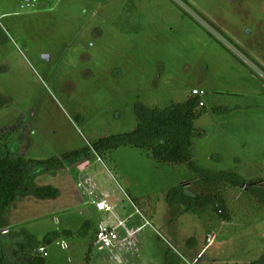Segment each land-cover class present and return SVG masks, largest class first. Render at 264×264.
<instances>
[{"label":"rangeland","instance_id":"rangeland-1","mask_svg":"<svg viewBox=\"0 0 264 264\" xmlns=\"http://www.w3.org/2000/svg\"><path fill=\"white\" fill-rule=\"evenodd\" d=\"M193 89L205 94L192 162L262 180L264 189V0H0L1 144L26 160L86 146L93 153L77 164L81 172L64 160L33 166L29 185L57 194L16 195L3 215L0 255L14 260L12 247L29 243L32 255L44 247L45 264H118L117 256L162 264L167 249L185 264L260 259L264 207L250 191L225 190L233 221L207 220L175 193L182 186L183 196L199 195L186 163L158 162L130 145L102 154L92 147L133 130L139 103L163 108ZM97 182L112 213L89 202L83 187L94 185L98 197ZM115 214L126 229L140 227L134 246H117L122 228L117 240L96 242L97 223Z\"/></svg>","mask_w":264,"mask_h":264},{"label":"trees","instance_id":"trees-1","mask_svg":"<svg viewBox=\"0 0 264 264\" xmlns=\"http://www.w3.org/2000/svg\"><path fill=\"white\" fill-rule=\"evenodd\" d=\"M200 101L201 99L198 96L191 95L183 102L170 103L163 108H147L139 103L135 108L137 123L133 130L119 135L99 138L92 143V147L97 154H102L120 145H130L146 149L158 162L186 163L200 178L197 184L199 195L192 198L195 202L190 201L192 199L189 196H183L182 186L174 189L178 191H175V193L187 206L193 209V212L208 216L207 220L212 214L217 221L228 222L233 219L231 212L233 215H236V213H234L235 208L232 205L230 206L226 200V191L229 188H244L245 191H250L251 195L264 207V189L259 186L262 180L247 181L234 172L202 169L192 162L190 147L192 135L195 133L193 121L202 112V109L198 110V107H203L199 105ZM92 154L91 149L86 146L65 152L60 159L26 160L21 157H12L0 142V231L5 228L2 225L5 208L14 201L17 194H32L40 199L56 196L57 190L51 186L31 187L29 185L32 174L34 175L32 170L34 165L46 167L51 162L58 161L59 163L64 160L77 166L82 161L90 159ZM185 210L188 211L187 208ZM237 214L240 215L241 213ZM209 224L210 222H207L206 225ZM212 234V230L209 231V235ZM55 236V233L48 234L41 241L43 244L49 243ZM28 246L29 243H22L20 246L12 247V256H23L20 259L25 258V260L14 263L7 258L5 253H2L0 264H45V260L41 256L42 253L39 252V249L44 247L39 246V254L32 255L27 251ZM31 249H33V246ZM162 264L185 263L182 262L175 251L167 249ZM250 264H264V255Z\"/></svg>","mask_w":264,"mask_h":264},{"label":"built area","instance_id":"built-area-1","mask_svg":"<svg viewBox=\"0 0 264 264\" xmlns=\"http://www.w3.org/2000/svg\"><path fill=\"white\" fill-rule=\"evenodd\" d=\"M204 94H205V92L203 90H199V89H193L191 91V95L198 96L199 98L204 96ZM199 105L203 106V102L200 101ZM85 193H88L90 195V201L89 202H90V204L94 205L98 211H104V212L112 213L113 206L108 204V201H107L108 197L106 194H100V196L96 197L95 195H92V193H93L92 190L85 191ZM101 196H103V197H101ZM145 223H148V221H145ZM117 228H122L124 230V233H125L124 238H122V240L120 242H122V244H125V242L127 241L128 245L133 244L131 239L134 237L135 231L138 230L139 227L136 230H128L125 228L124 223L121 220H119L117 222V224H111V223L98 224L96 232H95L96 242H103V243L109 244L110 242L117 240L118 239L117 234H116ZM39 252L44 253L45 249L40 248ZM187 264H191V263H187Z\"/></svg>","mask_w":264,"mask_h":264},{"label":"crops","instance_id":"crops-1","mask_svg":"<svg viewBox=\"0 0 264 264\" xmlns=\"http://www.w3.org/2000/svg\"><path fill=\"white\" fill-rule=\"evenodd\" d=\"M27 1H29V0H27ZM196 40L197 41H199V39L198 38H196ZM205 45V44H204ZM242 49V48H241ZM239 61V60H238ZM256 61V60H255ZM240 62V61H239ZM241 63V62H240ZM256 63H258L259 65H261L259 62H257L256 61ZM203 107H204V103H203ZM79 166L81 165V164H78ZM79 166H76L77 168V170H81L80 168H79ZM81 172V171H80ZM97 181V180H96ZM89 185V184H88ZM100 187V184L98 185V182H97V187ZM83 187V186H82ZM94 187V185L93 186H91V185H89V187H83V189H84V191H88V190H92V188ZM97 191V190H96ZM94 192V191H93ZM99 194H106V195H109V192H107V191H105L104 189H102L101 187H100V189H99ZM114 206V205H113ZM115 208V206L113 207V209ZM131 215H128V218L130 217ZM114 219H111V218H108V217H106V218H103L100 222H98L97 223V225L98 224H106V223H111V224H117V222L119 221V220H121V221H123V223H124V226H125V228H126V223H127V220L126 219H122V218H120L117 214H115V216L113 217ZM111 219V220H110ZM136 229H138V228H135L134 230H136ZM128 230H132V229H128ZM140 230V227H139V229L138 230H136L135 231V234L138 232ZM124 231V230H123ZM134 234V235H135ZM133 239H134V237L131 239V241L133 242ZM131 246H134V243L133 244H130ZM119 248L120 247H123V246H125V244H122V242H119L118 243V245H117ZM117 256V255H116ZM116 258V259H115ZM14 260H10L11 262H14V263H19L20 261H23V260H25V258H23V259H17L16 257H14L13 258ZM114 259L115 260H119V263L118 264H135V263H130V262H128V260H121V259H123V258H121V257H119L118 258V256L117 257H114ZM187 263H189V262H187ZM186 263V264H187ZM192 264V263H191Z\"/></svg>","mask_w":264,"mask_h":264}]
</instances>
